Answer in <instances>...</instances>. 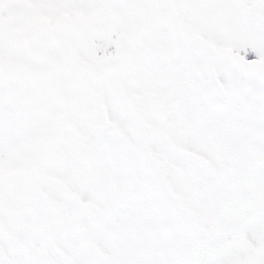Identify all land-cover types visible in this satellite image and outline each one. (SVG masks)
I'll return each mask as SVG.
<instances>
[{"label": "snow or ice", "instance_id": "obj_1", "mask_svg": "<svg viewBox=\"0 0 264 264\" xmlns=\"http://www.w3.org/2000/svg\"><path fill=\"white\" fill-rule=\"evenodd\" d=\"M0 264H264V0H0Z\"/></svg>", "mask_w": 264, "mask_h": 264}]
</instances>
